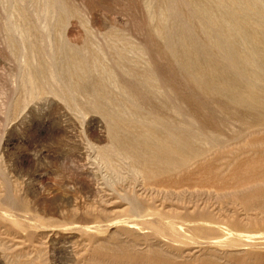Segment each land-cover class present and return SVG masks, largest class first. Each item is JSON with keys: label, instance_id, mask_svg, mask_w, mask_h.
Instances as JSON below:
<instances>
[{"label": "rangeland", "instance_id": "374dc122", "mask_svg": "<svg viewBox=\"0 0 264 264\" xmlns=\"http://www.w3.org/2000/svg\"><path fill=\"white\" fill-rule=\"evenodd\" d=\"M0 264H264V0H0Z\"/></svg>", "mask_w": 264, "mask_h": 264}, {"label": "bare ground", "instance_id": "6f19581e", "mask_svg": "<svg viewBox=\"0 0 264 264\" xmlns=\"http://www.w3.org/2000/svg\"><path fill=\"white\" fill-rule=\"evenodd\" d=\"M256 261V260H255Z\"/></svg>", "mask_w": 264, "mask_h": 264}]
</instances>
